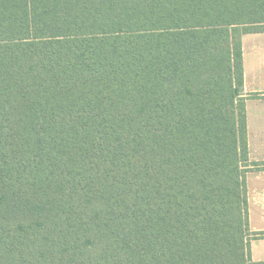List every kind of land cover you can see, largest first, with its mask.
I'll use <instances>...</instances> for the list:
<instances>
[{"label":"trees","instance_id":"trees-1","mask_svg":"<svg viewBox=\"0 0 264 264\" xmlns=\"http://www.w3.org/2000/svg\"><path fill=\"white\" fill-rule=\"evenodd\" d=\"M255 32L264 0H0V264H246Z\"/></svg>","mask_w":264,"mask_h":264},{"label":"crops","instance_id":"crops-1","mask_svg":"<svg viewBox=\"0 0 264 264\" xmlns=\"http://www.w3.org/2000/svg\"><path fill=\"white\" fill-rule=\"evenodd\" d=\"M248 158L246 172L249 262H264V32L241 36Z\"/></svg>","mask_w":264,"mask_h":264},{"label":"rangeland","instance_id":"rangeland-1","mask_svg":"<svg viewBox=\"0 0 264 264\" xmlns=\"http://www.w3.org/2000/svg\"><path fill=\"white\" fill-rule=\"evenodd\" d=\"M249 238H250V236H249V232L246 231V232H245V236H244V240H245V241H244V242H245V245H244V246H245V247H244L245 251H244V252L246 253V255H245V261H246V264H248V263H247V256H248V255H247V254H248V247H249Z\"/></svg>","mask_w":264,"mask_h":264}]
</instances>
